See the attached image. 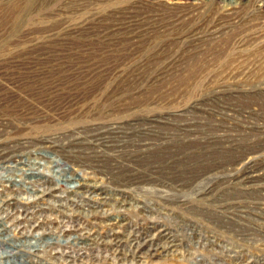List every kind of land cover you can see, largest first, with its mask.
<instances>
[{"label":"rangeland","instance_id":"obj_1","mask_svg":"<svg viewBox=\"0 0 264 264\" xmlns=\"http://www.w3.org/2000/svg\"><path fill=\"white\" fill-rule=\"evenodd\" d=\"M176 1L0 0V264H264V0Z\"/></svg>","mask_w":264,"mask_h":264},{"label":"bare ground","instance_id":"obj_2","mask_svg":"<svg viewBox=\"0 0 264 264\" xmlns=\"http://www.w3.org/2000/svg\"><path fill=\"white\" fill-rule=\"evenodd\" d=\"M178 1V0H177ZM176 1V2H177ZM185 2V1H184ZM206 2V1H205ZM213 2V1H212ZM232 2V1H231ZM261 2V1H260ZM263 2V1H262ZM179 3V2H178ZM180 3H182V2H180ZM186 3V2H185ZM191 3H192V1H191ZM194 4V3H193ZM253 4V3H252ZM261 4V3H260ZM264 4V3H263ZM184 5V4H183ZM199 5V4H198ZM226 5V4H225ZM229 5V4H228ZM220 6V5H219ZM250 6H251V4H250ZM262 6V5H261ZM231 7V6H230ZM257 7V6H256ZM259 7V6H258ZM232 8H233V6H232ZM252 8V7H251ZM250 8V9H251ZM191 9V8H190ZM218 9V8H217ZM228 10H229V8H227ZM227 9H225V10H227ZM255 9V8H254ZM207 10V9H206ZM234 10V9H233ZM243 10V9H242ZM248 10H249V7H248ZM260 10H261V8H260ZM231 11H232V9H231ZM229 12L228 13V15H231L232 14V12ZM255 11V10H254ZM264 12V11H263ZM195 13V12H194ZM202 13H203V11H202ZM205 13V12H204ZM233 13H234V11H233ZM238 12H236L235 14H237ZM253 13V12H252ZM227 14V13H226ZM219 15V14H218ZM206 16V15H205ZM235 16V15H234ZM207 17V16H206ZM206 17H205V19H206ZM218 17V16H217ZM214 18H216V17H214ZM227 17L225 16V13L223 14V19H226ZM229 19V18H228ZM227 19V20H228ZM187 20V19H186ZM198 21V20H197ZM179 22V21H178ZM219 22V21H218ZM216 23V22H215ZM255 23V22H254ZM253 23V24H254ZM229 24V23H228ZM202 25V24H201ZM205 25V24H204ZM206 26V25H205ZM204 26V27H205ZM215 26V25H214ZM220 26H222V25H220ZM236 26V25H235ZM210 26H208V28H209ZM218 27V26H217ZM247 27V26H246ZM249 27V26H248ZM257 27V26H256ZM167 28V27H166ZM214 28V27H213ZM222 28H225V27H222ZM245 28V27H244ZM250 28V27H249ZM248 28V29H249ZM258 28V27H257ZM261 28H263V26H261ZM207 29V28H206ZM210 29V28H209ZM242 28H240V30H241ZM247 29V28H246ZM256 29V28H255ZM254 29V30H255ZM203 30V29H202ZM239 30V31H240ZM250 30V29H249ZM258 30H261V29H258ZM182 31V30H181ZM201 31V30H200ZM206 31V30H205ZM227 31V30H226ZM237 31V30H236ZM250 31H252V29L250 30ZM199 32V31H198ZM197 33V32H196ZM196 33H194V35L196 34ZM201 33H203V32H201ZM214 33H216L215 31H214ZM241 33V32H240ZM248 33V32H247ZM257 33V32H256ZM200 34V33H199ZM232 34V33H231ZM238 34V33H237ZM246 34V33H245ZM244 34V35H245ZM249 34V33H248ZM255 34V33H254ZM236 35V34H235ZM257 35V34H256ZM172 36V35H171ZM241 36V35H240ZM249 36V35H248ZM247 37V36H246ZM255 37V36H254ZM258 37H259V35H258ZM201 38V37H200ZM240 38V37H239ZM243 38V37H242ZM259 40V39H258ZM259 43V42H258ZM178 44V43H177ZM210 44V43H209ZM257 44V43H256ZM229 46V45H228ZM254 47V46H253ZM245 54V53H244ZM172 55V54H171ZM260 60V59H259ZM264 63V62H263ZM261 64V63H260ZM241 67V66H240ZM245 77V76H244ZM224 83V82H223ZM243 90V89H242ZM187 95V94H186ZM41 100V99H40ZM97 100V99H96ZM110 100V99H109ZM67 101V100H66ZM76 101V100H75ZM85 102V101H84ZM71 103H74V102H71ZM88 102H86V104H87ZM98 103H100V102H98ZM114 103V102H113ZM70 104V103H69ZM95 104V103H94ZM105 104V103H104ZM104 104H102V105H104ZM115 104V103H114ZM71 105V104H70ZM98 105H100V104H98ZM106 105H108V104H106ZM72 106H74V105H72ZM81 106V105H80ZM83 106V105H82ZM110 106H113V105H110ZM109 106V107H110ZM71 107V106H70ZM72 108V107H71ZM93 108V107H92ZM101 108V107H100ZM107 108V107H106ZM144 108V107H143ZM50 109V108H49ZM80 109V108H79ZM88 109V108H87ZM105 109V108H104ZM42 110V109H41ZM51 110V109H50ZM72 110V109H71ZM75 110V109H74ZM78 110V109H77ZM136 110V109H135ZM134 110V111H135ZM46 111V110H45ZM57 111V110H56ZM80 111V110H79ZM91 111H92V109H91ZM95 111V110H94ZM41 112V111H40ZM54 112V111H53ZM74 112V111H73ZM77 112V111H76ZM76 112H75V114H76ZM97 112V111H96ZM99 112H100V110H99ZM120 112V111H119ZM128 112H130V113H132V111H128ZM56 113V112H55ZM72 113V112H71ZM87 113V112H86ZM91 113V112H90ZM89 113V114H90ZM134 113V112H133ZM132 113V114H133ZM82 114V113H81ZM96 114V113H95ZM99 114H101V113H99ZM119 114V113H118ZM98 115V114H97ZM67 116V115H66ZM82 116V115H81ZM84 116V115H83ZM107 116V115H106ZM91 117V116H90ZM98 117H99V115H98ZM104 117V116H103ZM78 118H79V116H78ZM92 118V117H91ZM108 118V117H107ZM85 119V118H84ZM103 120V119H102ZM101 120V121H102ZM95 121V120H94ZM98 121H100V120H98ZM72 122V121H71ZM80 122H82V120L80 121ZM97 122V121H96ZM103 122V121H102ZM107 122V121H106ZM109 122V121H108ZM89 123V122H88ZM69 129V128H68ZM118 127H114L112 130H111V132L110 131H104V132H101V133H98V134H96V133H93L92 134V137H91V139H86V141H87V143H90V150H91V152L95 155V156H97V153H100V154H102V152H103V149H102V147L104 148V149H106V150H108L109 148H111L113 145V143H112V141H111V139L113 138V137H115V136H112V135H114L115 133L114 132H116V130L118 131ZM49 130V129H48ZM122 131V130H121ZM45 134V133H44ZM8 135V134H7ZM87 135H89V134H87ZM115 135H118V134H115ZM84 136V135H83ZM79 137V136H78ZM81 138H83V137H79V138H76V139H74L72 142H69V144L70 145H72V147L74 146V147H79L80 145H82L84 142H81ZM3 139V138H2ZM1 140V139H0ZM45 140V139H44ZM85 141V140H84ZM85 141V142H86ZM66 142V141H65ZM27 144V143H26ZM49 145V144H48ZM62 145V144H61ZM55 146V145H54ZM30 147V146H29ZM151 149V148H150ZM13 149L11 148L9 151H7V150H5V148L3 149V150H0V158H2V159H7V158H10L11 157V155L13 154H10V152L12 151ZM58 151V150H57ZM62 153V152H61ZM16 154V153H15ZM14 155V154H13ZM47 176V175H46ZM36 177V176H35ZM11 186V185H10ZM50 189H51V187H50ZM45 193H46V190L44 191ZM43 192V193H44ZM5 193V192H4ZM2 194V193H1ZM11 199V198H10ZM138 234V233H137ZM145 234V235H144ZM154 240H155V238H152L151 237V235H150V233H148V232H146V233H140L139 232V234H138V236L136 237V242H137V245H136V249L134 250L135 252L133 253L134 255H143L142 253V251L144 250V248H145V245L147 244V246L149 247V251H151L152 250V248H153V245L154 244H158V243H156V242H154ZM134 243V242H133ZM172 244V243H171ZM147 250V249H146ZM155 251V250H154ZM122 252V251H121ZM142 252V253H141Z\"/></svg>","mask_w":264,"mask_h":264}]
</instances>
